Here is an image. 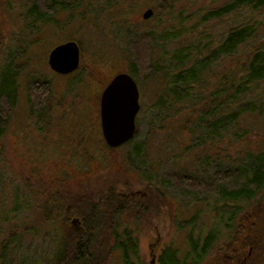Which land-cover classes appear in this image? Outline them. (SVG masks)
I'll return each instance as SVG.
<instances>
[{"label":"rangeland","instance_id":"374dc122","mask_svg":"<svg viewBox=\"0 0 264 264\" xmlns=\"http://www.w3.org/2000/svg\"><path fill=\"white\" fill-rule=\"evenodd\" d=\"M32 1L0 0V74L13 58L18 81L15 104L0 137V243L6 228L17 227L22 233L17 243L15 240L6 249L9 264H49L57 241L65 232L71 236L79 230L78 225L65 227V215L58 213L60 206L46 220L47 214L37 211L38 204L51 197L53 205V200L62 196L66 201L62 211L67 213L78 207L71 199L82 187L94 196L97 188L108 191L114 181L119 194L142 196L148 187L142 180L144 174L167 190V197L154 192L150 203H159V207L142 213L125 205L121 208L126 211L117 219L119 227L125 226L137 236L143 264H156L168 246L185 252L191 226L183 227L182 222L194 215L196 230L203 226L214 230L218 238L203 264H252L246 263L248 259L264 264V226L258 222L259 217L264 218L259 211L264 202L257 204L261 195L232 202L238 214L230 227H224L229 214L223 210L225 202L218 200L215 190L207 193L199 187L208 185L210 178L224 184L218 173L223 172L227 160L238 164L257 145H263L264 131L254 119L246 132L240 130L229 139L224 132L218 138H194L193 133L204 128L202 105L186 98L173 102L166 82V75L177 67V56L182 65H188L196 52L213 46L236 22L235 14L224 20L204 17L229 0H48L53 1L55 12L47 23L35 21L31 26L33 17L28 20L26 14ZM148 8L153 15L144 19L142 14ZM261 21L259 35L264 37V17ZM135 33L150 35L155 47L154 71L145 78L141 71L130 75L138 86L140 105L134 141L146 146L144 158L131 165L127 159L130 144L111 149L103 138L100 95L112 76L128 72L135 54L127 50L128 43ZM164 33L169 36L166 40ZM68 41L76 42L81 51V68L74 75H80L79 82L71 85L72 75L68 79L55 75L47 64L50 49ZM27 43H31L28 50ZM237 59L236 54L217 60V70L206 77V97L212 89L210 81L231 70ZM29 76L37 81L29 82ZM43 89L47 98L34 106L31 94ZM38 110H44V117ZM169 173L186 176L197 185L175 194L165 183ZM203 196L219 209L216 224L210 222L209 207L204 210ZM113 217L111 213L109 220ZM258 228L263 231L256 232ZM111 253L106 264H122L119 252Z\"/></svg>","mask_w":264,"mask_h":264},{"label":"trees","instance_id":"16d2710c","mask_svg":"<svg viewBox=\"0 0 264 264\" xmlns=\"http://www.w3.org/2000/svg\"><path fill=\"white\" fill-rule=\"evenodd\" d=\"M53 4V1L50 3L48 0H33L26 14L28 20L33 17L30 25L32 26L35 21L47 23L48 18L55 12ZM160 5L163 6L162 3ZM59 8L61 9V7ZM238 12H242L243 16L240 18L236 16ZM234 14L236 22L226 29L222 37L213 46H206L202 51L196 52L195 57L186 66L181 64L180 57L177 56L176 69L172 74L166 75L167 87L170 89V99L173 102H180L186 98L193 100V103H198L197 105L199 103L202 105L200 121H202L204 128L199 129L197 133H193L192 137L194 138L212 139L214 136L218 138L224 132L223 135L229 139L240 130L246 132L245 130L252 126L251 123L254 119L258 121L259 129L264 131V37L259 35L263 23L261 18L264 17V0H229L223 5L209 10L204 17L206 20H224ZM132 35L127 50L130 49L135 54L134 56L131 55L130 66L126 73L133 77L136 74L140 75L141 71L143 78L148 77L154 71L152 50L155 47V41L150 35L143 36L140 33ZM168 37L164 33L163 40ZM29 44L31 46V43H27L26 49ZM236 54L238 59L236 64L231 66V70H226L223 75L216 76L219 77L218 79L210 81L212 89L209 90L206 97L205 88L208 83L206 77L207 75L213 76V72L217 70V65H215L217 60L222 57H232ZM15 61L13 58L7 60L0 74V137L5 132L17 96L18 81L15 71L17 63ZM80 68L81 66L74 71L71 79L69 76L67 77L70 85L78 81L80 75L75 77L74 75L79 72ZM154 69H156V66ZM53 74L55 73L53 72ZM28 80L29 82L37 81L31 76ZM46 93L47 91L44 89L40 93L36 91L32 94L29 93V96L31 94V97L34 98V106L41 105L43 100L47 98ZM198 98L200 99L197 101ZM36 113L44 117V110H38ZM136 134L137 125L131 139L118 147H110L111 149H119L130 144L127 159L131 165H133L132 162L143 157L146 150L145 144L134 141ZM218 174L219 180H224V184H217L218 180L215 181L210 178L208 185L207 183H203L204 185L201 183L202 185H199V187L207 193L215 190L218 194V200L225 202L226 207L223 210H226L229 214L224 219L226 221L224 227H230L231 222H234L238 214L234 210L238 207L232 206V202L238 200L249 201L256 195H261L257 202L258 205L261 204V201L264 202V144L257 145L238 164L229 163L227 160L225 169ZM168 176L170 178H166L165 183L175 194H181L180 191L184 193V190H188V187L197 185L194 180L192 182L186 176L170 173ZM142 180L148 185L146 194H142V196L128 194L120 198L117 193L118 183L114 181L108 187V191H102L106 188H97L99 190L94 196L90 195L94 192L88 193L89 190H83L82 187L83 189L81 188L79 193L71 199V203L75 202V206L78 207L67 213L62 211L63 204H66L62 196L53 200V205L50 202L51 197L47 199L49 200L46 202L47 204L44 202L38 204L37 211L43 214L46 213L47 215H44L46 220L51 218L53 211L60 206L58 213L65 215L62 220L66 221L76 217L80 221V226L77 227L79 230L76 234L68 236L65 232V237H61L57 241V246L52 253L49 264H106L107 255L113 250L119 252L122 264H143L139 259L137 236L133 230L125 226L119 227L117 219L123 211H126L121 207L127 205L130 209L145 213L151 207L160 206L159 203H150L153 197L156 196L154 192H157L156 194L161 197H165L168 191H163L157 182L145 174ZM205 185L207 186L204 188ZM201 200L207 205V209H204L206 212L209 207L208 217L211 218L210 222H217V211L219 209L215 208L216 205H210L206 196H203ZM259 211L264 213V207H261ZM111 213L115 217L113 221L109 220ZM194 218H196L195 215L192 219L183 221V224L180 223L183 227H186L188 223L191 226L186 233V251L182 252L180 248L168 246L163 250L156 264H203L218 238L214 230H207L203 226H199L200 229L196 230L194 226L198 223H195ZM258 222L261 223L260 227L263 228L264 218L259 217ZM260 231L263 230L258 228L256 232L260 233ZM263 233L264 231L261 236H263ZM2 234L4 240L0 243V264H9L6 249L15 240V243H17L22 233L19 228L11 227V229L6 228ZM110 239L113 242L109 241ZM247 262L253 264L256 261L255 259H248Z\"/></svg>","mask_w":264,"mask_h":264},{"label":"water","instance_id":"95a60500","mask_svg":"<svg viewBox=\"0 0 264 264\" xmlns=\"http://www.w3.org/2000/svg\"><path fill=\"white\" fill-rule=\"evenodd\" d=\"M151 9L142 17L149 18ZM48 62L52 70L67 74L77 69L80 49L76 42L68 41L53 47ZM139 111V92L135 80L126 72L112 77L100 96V125L106 144L118 147L131 139L135 132V118Z\"/></svg>","mask_w":264,"mask_h":264},{"label":"flooded vegetation","instance_id":"af4514ba","mask_svg":"<svg viewBox=\"0 0 264 264\" xmlns=\"http://www.w3.org/2000/svg\"><path fill=\"white\" fill-rule=\"evenodd\" d=\"M60 44V43H59ZM56 45H58V44H56ZM55 45V46H56ZM50 51H51V49H50ZM50 51L48 52V54H47V64H48V66H49V68L51 69V67H50V65H49V62H48V57H49V53H50ZM81 66V53H80V63H79V66L77 67V68H79ZM77 70V69H76ZM76 70H74V71H76ZM51 71L52 72H54L55 73V75H62V76H65V77H67V76H69V75H72L73 73H74V71H72V72H70V73H67V74H61V73H58V72H56V71H54V70H52L51 69ZM118 193V192H117ZM128 193V192H127ZM127 193H125V194H119V195H121V196H125ZM65 224V227L67 228L68 226H70V225H73L74 227H76L77 225L79 226L80 225V221H79V219L78 218H76V217H74V218H72V219H70V220H66V222L64 223ZM77 226V227H78ZM248 263V262H247ZM225 264V263H224ZM227 264H234V263H231L230 261H228V263Z\"/></svg>","mask_w":264,"mask_h":264}]
</instances>
